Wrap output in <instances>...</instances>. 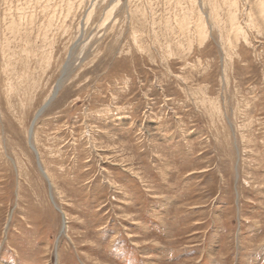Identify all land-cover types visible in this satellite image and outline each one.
<instances>
[{"label":"rangeland","instance_id":"1","mask_svg":"<svg viewBox=\"0 0 264 264\" xmlns=\"http://www.w3.org/2000/svg\"><path fill=\"white\" fill-rule=\"evenodd\" d=\"M0 264H264V0H0Z\"/></svg>","mask_w":264,"mask_h":264},{"label":"water","instance_id":"2","mask_svg":"<svg viewBox=\"0 0 264 264\" xmlns=\"http://www.w3.org/2000/svg\"><path fill=\"white\" fill-rule=\"evenodd\" d=\"M54 96H55V94H54ZM50 101H51V100H48V102H46V104H45V105L49 104V103H50ZM45 105H44V106L41 108V110L39 111V114H40V113L43 111V108L45 107ZM39 114H38V115H39Z\"/></svg>","mask_w":264,"mask_h":264},{"label":"bare ground","instance_id":"3","mask_svg":"<svg viewBox=\"0 0 264 264\" xmlns=\"http://www.w3.org/2000/svg\"><path fill=\"white\" fill-rule=\"evenodd\" d=\"M59 89V87L56 89V91H55V94H56V92H57V90ZM39 113V112H38ZM31 132L30 133H32V131H33V128H31V130H30ZM34 149V148H33Z\"/></svg>","mask_w":264,"mask_h":264}]
</instances>
